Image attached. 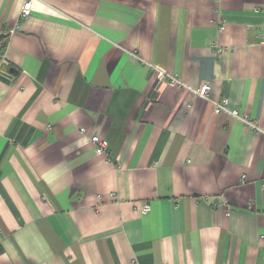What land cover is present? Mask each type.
Here are the masks:
<instances>
[{"label":"crops","instance_id":"1","mask_svg":"<svg viewBox=\"0 0 264 264\" xmlns=\"http://www.w3.org/2000/svg\"><path fill=\"white\" fill-rule=\"evenodd\" d=\"M22 2L0 0V264H264V0Z\"/></svg>","mask_w":264,"mask_h":264},{"label":"built area","instance_id":"2","mask_svg":"<svg viewBox=\"0 0 264 264\" xmlns=\"http://www.w3.org/2000/svg\"><path fill=\"white\" fill-rule=\"evenodd\" d=\"M34 1L35 0H23L21 8H20V15L23 17L29 16L33 7H34ZM221 30L225 29L224 25H220ZM264 37V33L262 34ZM155 74L159 79H165L166 78V72L159 69V68H155ZM170 76V82L171 83H176L177 82V77L173 76V75H169ZM211 89V85L210 83H205L203 84L198 90L197 93L198 95H200L201 97L208 99V95H209V91ZM228 103V100L226 98L221 99L220 101L215 102V108L216 110H221L224 109L226 107ZM232 114L234 116H237L238 118H240L244 123H246L249 127H251L252 129L256 130L257 132H261L262 129L258 126V124L256 123L255 119L250 118L248 115L244 114V115H239L237 110H233ZM81 130L83 131L84 129L81 128ZM263 132V131H262ZM91 140L92 142L95 144V151L97 154H104L107 152L108 150V143L106 141L105 138H103L101 135L98 134H94L91 136ZM150 209V205L149 203H145L142 211L143 212H147Z\"/></svg>","mask_w":264,"mask_h":264},{"label":"water","instance_id":"3","mask_svg":"<svg viewBox=\"0 0 264 264\" xmlns=\"http://www.w3.org/2000/svg\"><path fill=\"white\" fill-rule=\"evenodd\" d=\"M3 36H4L3 34H0V39H1Z\"/></svg>","mask_w":264,"mask_h":264}]
</instances>
